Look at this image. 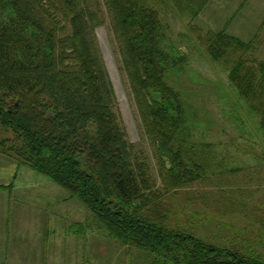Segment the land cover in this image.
<instances>
[{
    "label": "trees",
    "instance_id": "obj_1",
    "mask_svg": "<svg viewBox=\"0 0 264 264\" xmlns=\"http://www.w3.org/2000/svg\"><path fill=\"white\" fill-rule=\"evenodd\" d=\"M95 1L0 0V129L16 134L0 143L63 187L98 228L154 255L155 264H264V249L244 245L248 238L222 245L172 221L167 196L203 177L211 159V144L195 139L197 121L170 81L188 56L174 44L167 48L157 9L109 0L120 70L160 163L158 183L121 117L94 33ZM175 1L195 17L208 0ZM200 37L212 59L231 63L229 79L264 131V61L245 57L251 41L225 30Z\"/></svg>",
    "mask_w": 264,
    "mask_h": 264
},
{
    "label": "rangeland",
    "instance_id": "obj_2",
    "mask_svg": "<svg viewBox=\"0 0 264 264\" xmlns=\"http://www.w3.org/2000/svg\"><path fill=\"white\" fill-rule=\"evenodd\" d=\"M140 2L157 9L166 26L167 48L174 44L188 56L184 72L169 80L197 121L195 139L211 144L210 167L203 177L167 196L172 221L205 240L231 245L238 235L248 238L244 245L251 241L254 248L264 249V131L229 79L231 63L212 59L199 38L225 30L251 41L253 50L245 57L264 61V0H208L195 17L175 0ZM93 6L94 33L128 137L150 157L159 183L160 163L120 70L112 4L96 0ZM15 135L10 128L0 129V140ZM5 149L0 143V264H155L154 255L109 236L63 187Z\"/></svg>",
    "mask_w": 264,
    "mask_h": 264
}]
</instances>
